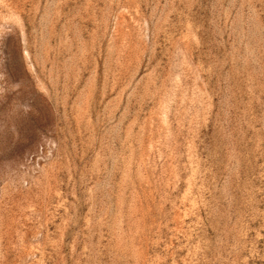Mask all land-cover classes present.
Masks as SVG:
<instances>
[{
	"label": "rangeland",
	"instance_id": "rangeland-1",
	"mask_svg": "<svg viewBox=\"0 0 264 264\" xmlns=\"http://www.w3.org/2000/svg\"><path fill=\"white\" fill-rule=\"evenodd\" d=\"M0 264H264V0H0Z\"/></svg>",
	"mask_w": 264,
	"mask_h": 264
}]
</instances>
